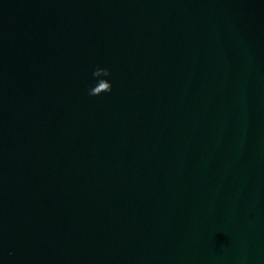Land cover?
<instances>
[{
	"label": "water",
	"instance_id": "95a60500",
	"mask_svg": "<svg viewBox=\"0 0 264 264\" xmlns=\"http://www.w3.org/2000/svg\"><path fill=\"white\" fill-rule=\"evenodd\" d=\"M0 264H264V0H0Z\"/></svg>",
	"mask_w": 264,
	"mask_h": 264
},
{
	"label": "clouds",
	"instance_id": "9594fccd",
	"mask_svg": "<svg viewBox=\"0 0 264 264\" xmlns=\"http://www.w3.org/2000/svg\"><path fill=\"white\" fill-rule=\"evenodd\" d=\"M109 74H111L110 71H109ZM111 90L112 89H110L109 92H111ZM89 95H93L90 90H89Z\"/></svg>",
	"mask_w": 264,
	"mask_h": 264
}]
</instances>
